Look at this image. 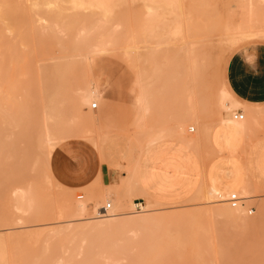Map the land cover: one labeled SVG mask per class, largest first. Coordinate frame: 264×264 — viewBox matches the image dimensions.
I'll return each mask as SVG.
<instances>
[{"label":"rangeland","instance_id":"1","mask_svg":"<svg viewBox=\"0 0 264 264\" xmlns=\"http://www.w3.org/2000/svg\"><path fill=\"white\" fill-rule=\"evenodd\" d=\"M150 1L154 16L146 19L144 4ZM150 1L0 0V128H4L0 138V264H102L106 259L99 256L114 249L120 259L108 264H196L194 256L203 241L208 248L201 249L203 257L214 261L204 264H226L225 257L216 255L215 249L217 253L220 249L216 244L221 249L228 246L223 250L226 260L231 258L229 264H255L261 260L259 254L264 258V164L258 160L264 150H218L217 163L222 168L206 173L197 186V181L193 187L182 186L179 194L161 201L141 187L129 169L128 175L121 169L75 189L50 178L51 153L48 156L39 139L43 111L48 114L46 127L56 137L98 138V146L110 129L82 97L87 96L90 77L108 80L111 73H120L132 83L131 90L138 82L144 110L139 117L134 93L136 124L145 115L156 122L166 106L180 118L176 130L180 136L188 134L190 125L196 135L205 134L214 123L218 131L216 96L222 84V60L242 39L232 45L228 25L249 23L252 31L264 30V0ZM94 41H105L107 47L91 62L81 61L78 57ZM22 121H29L30 127L27 155L13 162L5 133L13 132ZM196 152L204 168L216 157L214 150ZM246 168L258 187L250 186ZM212 185L233 193L249 185V199L240 202L253 211H233L234 202H228V196L211 195ZM76 197L86 205L79 217L88 216L99 199L102 206L110 202L111 209L116 197L128 206L137 197L153 205L135 221L106 226L76 221L66 227L63 220L78 208ZM16 199L24 200L26 206ZM229 247L237 254H229ZM240 248L251 250L242 249L245 253L240 257Z\"/></svg>","mask_w":264,"mask_h":264},{"label":"crops","instance_id":"2","mask_svg":"<svg viewBox=\"0 0 264 264\" xmlns=\"http://www.w3.org/2000/svg\"><path fill=\"white\" fill-rule=\"evenodd\" d=\"M178 4L182 10L181 2ZM250 37L257 39L242 42ZM261 39L264 40L262 36L254 35L242 38L235 48L229 49L221 66L222 83L232 99L246 108L239 107L237 111L250 119L249 130L246 136L239 137L237 146V150L248 152L264 150V42ZM124 78L120 73H111L108 80L100 78L102 95L95 101L99 106L92 109L101 115L110 129L98 146V138L91 141L77 136L58 143L48 161V173L53 182L68 188H81L121 169H126L128 175L129 169L132 178L161 201L165 196L179 194L181 191L177 189L182 186L193 187L196 181L197 186L206 173L222 168V164L217 163V152L228 150V146L222 137L219 138L215 123L205 134L198 135L195 127L190 125L193 129L188 126V134H182L184 138L176 131L180 118L164 106L156 122L149 121L145 115L136 124L138 104L131 90L132 83ZM196 150H214L216 157L204 168ZM258 160L264 164V157ZM246 172L249 180L258 187L247 168ZM127 175L122 173V177ZM137 201L144 204L140 197L133 199L134 203Z\"/></svg>","mask_w":264,"mask_h":264},{"label":"bare ground","instance_id":"3","mask_svg":"<svg viewBox=\"0 0 264 264\" xmlns=\"http://www.w3.org/2000/svg\"><path fill=\"white\" fill-rule=\"evenodd\" d=\"M246 2H248V0H246ZM152 4L153 3L151 1L149 3H147L146 5L144 4V6L146 8V16H144V17H146V19H147L148 16L150 18H151V16H154L153 9L155 7H153ZM174 9H176V8H174ZM178 15H180V14H178ZM178 15H176V16H178ZM173 16H175V14ZM103 17H105V16L103 15ZM153 18H155V17H153ZM178 18L180 19L179 16H178ZM144 20H145V18H144ZM148 21H149V19H148ZM175 22H177V20ZM156 27L158 28V26H156ZM228 27H229L230 30H232V32H230V34H229V36L232 37L231 38L232 39V41H231L232 45H234L239 39L244 38L246 36H250V35L263 36L264 35V30H258L256 32L255 31H252L250 29V24L249 23H240V22L230 23L228 25ZM231 39H229V41ZM95 42L96 41H94V43L88 45L86 47V51L84 52V54L82 53L83 55H81V56L78 57V58H80L81 61L91 62L93 60V57L98 52L99 53L102 52L107 47L106 46V43L107 42L105 43V41L104 42H101V43L100 42L95 43ZM155 49H157V48H155ZM152 51H154V49H152ZM77 56H76V58H77ZM101 79H100V77H97V76L90 77L88 79V81H87L88 89L85 88L87 90V92H86L87 96H82V97H85L87 105L89 104V105L92 106V103H95V101L102 95L103 82L101 81ZM132 90H133V93H135L136 96H137V98H138V103H139L138 111H139V113H137V114H139V117H140L142 115V113H143V110H144V99H143L144 96H143V93L141 91L140 85L138 84L137 81H134V86H133ZM136 96H135V98H136ZM216 97H217V99H216L217 100L216 101V108H217V112H218V131H219V138L222 137L223 140H224V142L227 143L228 150H230L231 152H236L237 151V146H238V143H239V137L245 135L246 132L249 130L248 124H250L249 123L250 122L249 121L250 119L244 118V116H242L241 119L234 118V113L243 104H241L240 102L235 101V100L232 99L231 93L225 87V85L223 83L219 87ZM83 100H84V98H83ZM255 111H257V113H259V110H255ZM41 116H42V117H40V120L41 121L39 120V122H40L39 127L41 126L39 128L40 131H41L39 133L40 134L39 135V139H40L41 145L44 146V148L46 149L47 154L49 156L50 153H51V151H52V148L55 146V144L58 141H61V140L66 139V138H69L70 135L69 134H62L61 136H57V137L54 136V135H52L51 133H49V130L46 127V125H47L46 122L48 121L47 120L48 119V114L46 113V111H43V113H42ZM139 117L137 116L136 118L139 119ZM250 118H251V116H250ZM22 123L23 124H18V126L16 127V129L13 132L11 130H8L7 129L8 131L5 133V136L8 137V141L10 143V149L9 150L11 152L8 151V155L10 156V154H11L12 157L10 156L9 158H11V160L13 159L12 160L13 162H14V160H15V162H19V161H21L20 159L23 158V156L27 155L26 150L28 149V138H29V133H30L29 132L30 127H29V121H24V122L22 121ZM2 132H4V128L3 127L0 128V138H2V136H4ZM249 183H250V186H251L252 182L250 180H249ZM211 190H212V194L211 195L213 197H220V196L226 197V196H229L231 193H233V192H231L226 187H218V186H215V185H212L211 186ZM234 191H235L234 193H237V194L240 195L241 200L249 199V193L252 192V190L249 187V185L248 186L241 185L238 189L235 188ZM22 192H24V191H22ZM13 195H18V194H16V192H14ZM19 198H21V197H19ZM16 200L18 201V203L20 205L26 206L25 203H24L25 202L24 200L19 199V200H21L22 203H20V201L18 199H16ZM75 201L78 204V208L74 210V213H72V215H70L69 217H67L66 219L63 220V223L66 224V227L67 226L69 227V225L72 224V222L74 223L76 221L82 222L85 225H101V226H106V225H109V224H113L114 222H120V221L121 222H125V221L131 222L132 220L135 221L138 218V214L145 212L148 207H151L153 205L151 203V201L145 199L144 200V204L142 205V209L140 211H136V210H134V209L131 208V206H133L134 204L131 205V206L130 205L128 206V205H126L123 202V200L120 197H116V198H113V200H112L113 201V204H114V207L111 210H109V214H107V215H100V214H98V208L102 207V201L99 199V200L95 201L93 203V205L89 208V210L87 212V214H89L88 216H86V217H79L81 214H83L84 210L86 209V205L84 203H81L82 200H80V198L78 199L76 197ZM106 203H108V202H105L103 204V206H105ZM262 203H264V202H262ZM231 206H232L231 209L233 211H242V210L248 209V208H246V209L244 208V207H246V203L245 204H241L240 201L232 203ZM24 209L27 210L29 208L28 207L27 208L24 207ZM124 210H126V211H124ZM119 215H124L125 217H122L119 220L118 219V216ZM83 224H81V225H83ZM240 230H238V231H240ZM242 232L245 233V231H242ZM206 236H208V235H206ZM204 238L202 237V239H204ZM206 240H208V239H206ZM203 242H202V244H203ZM202 244H199V247L202 246L203 248H201V249H204V251L205 250L207 251L208 248H206ZM197 245H198V242H197ZM216 245H217V247L220 248V249H218V253H217V249H215L216 250V255H219V257L221 259L223 257H225L223 259V261L226 264H229L227 262H229V260L231 258L229 260H226L227 257L224 255V252L225 251L223 250V249L228 248V246H226L225 248L221 249V247L219 246V244H216ZM214 248H213V250H214ZM199 249L200 248H198V252L199 253L194 256L195 259L197 258V260H198L200 258L201 259V262H203V264L205 262L207 263L208 262L207 260H212V259H208V257H205V256L203 257V255H206V254L205 253L203 254L202 253L203 250H201V249L199 250ZM240 249H241L240 250L241 251V254L239 253L238 255L239 256L240 255L242 256V252H243L242 249H244V248H240ZM247 249H246L245 252H249L251 250L250 248H249V250H247ZM209 250H211V249H209ZM229 250H231L230 247H229L228 251ZM114 251H116V250L114 249L113 251L108 252V255H104L103 254V255H100L99 256V259L100 260H102L103 258L106 259L105 261H103L102 264L112 263V262L118 261L120 259L119 257H117L116 254H113ZM213 252L215 253V251H213ZM219 252H221V255L219 254ZM245 252H243V253H245ZM199 254L202 255V258L200 257ZM229 254L236 255L237 253L232 254V252L229 251ZM221 256H223V257H221ZM243 256H244V254H243ZM250 256H251L252 259H255V256L253 254H250ZM261 256H262V254L261 255L259 254V258L261 260L258 258L260 261L258 260L259 261L258 263L255 261L256 262L255 264H264V261H263L264 258L263 257L261 258ZM263 256H264V254H263ZM0 258H1V255H0ZM217 258H218V256H217ZM234 258H236V257H234ZM221 259H219V261ZM237 259H239V258H237ZM197 260H195L196 264L199 262V260L198 261ZM223 261L221 260V262H223ZM212 262H214V261L212 260ZM242 262H243V260H242ZM200 264H202V263H200ZM208 264H213V263H208ZM230 264H233V263H230Z\"/></svg>","mask_w":264,"mask_h":264},{"label":"built area","instance_id":"4","mask_svg":"<svg viewBox=\"0 0 264 264\" xmlns=\"http://www.w3.org/2000/svg\"><path fill=\"white\" fill-rule=\"evenodd\" d=\"M96 105H97V103H92L91 108H95ZM242 116L243 115H242V112L241 111H236L234 113V118L241 119ZM192 129H193V127L190 126V130H192ZM240 199L241 198L239 197V195L237 193H231L228 196L227 201L228 202H235V201H240ZM134 205H135L134 206V210L140 211L142 209L143 203L137 201V202L134 203ZM252 209H253V207L248 208V210H247L248 213H251L253 211ZM109 210H111V204L108 202V203H106L105 206H102V207L98 208V214H100V215H107V214H109Z\"/></svg>","mask_w":264,"mask_h":264}]
</instances>
